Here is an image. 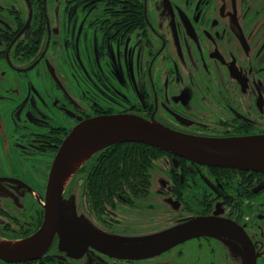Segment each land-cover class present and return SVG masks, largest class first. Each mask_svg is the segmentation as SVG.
<instances>
[{"label": "flooded vegetation", "instance_id": "af4514ba", "mask_svg": "<svg viewBox=\"0 0 264 264\" xmlns=\"http://www.w3.org/2000/svg\"><path fill=\"white\" fill-rule=\"evenodd\" d=\"M18 1L21 8L11 4L0 17V59L22 78L42 65L57 122L34 125L22 113L30 126H19L21 143L37 158L46 154L49 166L37 181L23 169L5 173L0 163L1 241L39 229L51 163L81 122L132 115L194 137L264 135V0H55L92 12L87 27L99 36L93 65L103 57L108 65L69 73L72 84L47 57L58 33L49 0ZM63 198L118 250L93 244L65 251L55 235L40 258L0 264H264V173L198 165L123 143L89 158ZM191 223L194 230L168 235Z\"/></svg>", "mask_w": 264, "mask_h": 264}, {"label": "water", "instance_id": "95a60500", "mask_svg": "<svg viewBox=\"0 0 264 264\" xmlns=\"http://www.w3.org/2000/svg\"><path fill=\"white\" fill-rule=\"evenodd\" d=\"M123 143H139L198 165L264 173V135L244 138H201L181 134L132 115L93 118L75 126L62 140L51 163L45 187L43 221L39 229L20 241L0 240V259L18 263L40 258L55 235L61 250L78 251L103 240L75 216L63 193L75 173L100 150ZM195 223L171 231L173 237L194 230ZM169 239V238H168Z\"/></svg>", "mask_w": 264, "mask_h": 264}, {"label": "rangeland", "instance_id": "374dc122", "mask_svg": "<svg viewBox=\"0 0 264 264\" xmlns=\"http://www.w3.org/2000/svg\"><path fill=\"white\" fill-rule=\"evenodd\" d=\"M4 2L5 8L11 4H16L18 8H21L18 0H5ZM80 5V3L68 4L67 10L62 2L55 0L48 2L49 19L58 33L53 34L47 57L54 66L60 68L59 76L62 79L66 76L70 84L72 82L68 75L69 73L75 74L77 69L83 68L91 74L97 66L99 68L108 66L106 57H103V63L93 65L92 52L98 51L99 36L95 29L87 27V23L92 18V12L89 10L81 13ZM5 8L0 10V17L4 16ZM2 47L0 43V50ZM13 63L19 65V63ZM11 70L12 67L7 64L6 60L0 59V80L3 78V86L0 87V103L5 105V139L2 137L0 140V163H5V173L17 170L16 168L23 169L26 175L38 181V175L43 178L47 175H44V167L49 162L47 155L37 158L31 149L21 143L24 131L19 126L25 128L30 126L23 123L25 116H28L30 123L34 125L43 123L44 126L48 118H54L57 122L50 107L53 95L42 77V65L29 72L26 78L16 76ZM77 78L80 82L83 81L78 73ZM22 113L25 116H22ZM11 119L15 123L13 126ZM44 129L42 127L40 130Z\"/></svg>", "mask_w": 264, "mask_h": 264}]
</instances>
